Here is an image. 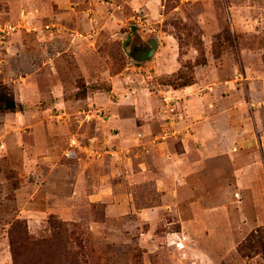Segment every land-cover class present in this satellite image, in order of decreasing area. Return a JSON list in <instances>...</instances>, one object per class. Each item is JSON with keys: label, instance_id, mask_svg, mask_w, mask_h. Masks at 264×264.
<instances>
[{"label": "rangeland", "instance_id": "rangeland-1", "mask_svg": "<svg viewBox=\"0 0 264 264\" xmlns=\"http://www.w3.org/2000/svg\"><path fill=\"white\" fill-rule=\"evenodd\" d=\"M50 219L84 264H264V0H0V264Z\"/></svg>", "mask_w": 264, "mask_h": 264}, {"label": "trees", "instance_id": "trees-1", "mask_svg": "<svg viewBox=\"0 0 264 264\" xmlns=\"http://www.w3.org/2000/svg\"><path fill=\"white\" fill-rule=\"evenodd\" d=\"M194 83V77L190 70L180 72L176 80L170 85L175 88H184ZM5 99L3 109L7 112H15L18 108L13 97ZM52 228L48 236L35 238L28 232L25 222H16L9 233L10 245L13 255V264H84L79 258V253L73 250V243L68 235L69 227L64 223L49 220ZM243 248L240 252L244 254ZM64 259L57 263L56 258ZM80 257V256H79Z\"/></svg>", "mask_w": 264, "mask_h": 264}, {"label": "water", "instance_id": "water-1", "mask_svg": "<svg viewBox=\"0 0 264 264\" xmlns=\"http://www.w3.org/2000/svg\"><path fill=\"white\" fill-rule=\"evenodd\" d=\"M150 46L152 49L148 53L143 55V60H148L150 57H152L154 55V51H155V49H157V42L155 40H152L150 42Z\"/></svg>", "mask_w": 264, "mask_h": 264}, {"label": "built area", "instance_id": "built-area-1", "mask_svg": "<svg viewBox=\"0 0 264 264\" xmlns=\"http://www.w3.org/2000/svg\"><path fill=\"white\" fill-rule=\"evenodd\" d=\"M9 29L12 30V29H14V28H13V27H9ZM46 29H50V26L47 25V26H46Z\"/></svg>", "mask_w": 264, "mask_h": 264}]
</instances>
